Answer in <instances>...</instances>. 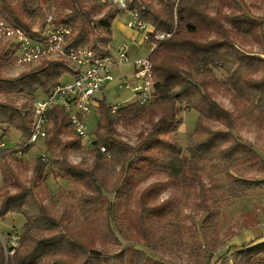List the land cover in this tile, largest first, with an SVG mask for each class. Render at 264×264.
<instances>
[{
  "label": "trees",
  "instance_id": "1",
  "mask_svg": "<svg viewBox=\"0 0 264 264\" xmlns=\"http://www.w3.org/2000/svg\"><path fill=\"white\" fill-rule=\"evenodd\" d=\"M87 1L59 0L56 23L73 24L76 28L72 46L107 53L113 47V22L120 11L110 8L103 16L94 18L102 12V6L96 0ZM212 1L129 0V8L138 10L156 30L175 29L173 36L150 56L155 77L153 101L148 105L123 104L116 113L103 100L93 107L92 111L98 112L100 118L90 145L94 154L90 168L69 162V151H81L84 146L71 129L69 114L63 107L48 110V137L41 139L47 140V151L62 174L83 185L81 206L86 212H95V205L107 200L110 189L106 173L111 164L119 167L116 201L106 205L103 230L93 233L88 228L77 229L63 216L55 215L39 198L35 188L47 169L44 156L34 164L32 186L24 183L8 165L6 186L0 191V218L15 213L24 216L25 223L20 246L13 256L7 259L0 244V264H165L157 258L158 248L166 251L185 245L183 237L187 233L191 257L200 264L207 254L202 231L205 234L212 231L213 223L221 216L222 206L212 194L225 189L237 198L264 186V180L234 172L243 165L257 166L261 160L257 150L234 130L238 121L264 122V58L247 53L238 43L239 39L251 37L264 42V23L244 12L237 0H220L229 11L212 13L209 8ZM54 4L55 0H0V19L32 31L30 19L40 17L44 7ZM105 44L108 48L102 51ZM219 71L226 76L219 78L216 75ZM67 73H71L69 63L46 61L36 72L12 79L0 76L3 97L0 125L29 138L34 122L32 105L40 98L37 91L43 90L44 97L61 84L60 78ZM210 88L231 90L235 111L218 102ZM18 94H25L26 99L20 105L16 101ZM182 105L199 113L188 154L172 136L182 125L179 117ZM214 122L224 127L215 128ZM141 123L148 127L138 134L136 145L118 137L116 125L134 127ZM63 136L72 139L64 140ZM103 147L111 153L109 159L101 151ZM207 168L224 173L226 185L211 179L208 188L204 178ZM160 173L165 180L142 187V183ZM169 188L171 194L160 201V192ZM179 190L196 195L199 207L208 212L204 220L207 225L191 229L175 220L178 212L174 204ZM97 235L117 245L123 244L122 237L127 241L118 252L112 253L97 247ZM135 243H142L144 248ZM229 252L235 258L226 263L223 259ZM215 255L211 251L210 256ZM213 264H264V234L236 250L229 248L218 254Z\"/></svg>",
  "mask_w": 264,
  "mask_h": 264
},
{
  "label": "rangeland",
  "instance_id": "2",
  "mask_svg": "<svg viewBox=\"0 0 264 264\" xmlns=\"http://www.w3.org/2000/svg\"><path fill=\"white\" fill-rule=\"evenodd\" d=\"M58 1L59 0H55L53 7H44V11L40 17L30 19L32 29H40L44 27L49 15H53V21L56 23ZM90 1L96 2L95 0H89L86 3ZM237 2L244 12L264 23V0H237ZM209 8L212 13L217 10H223L224 12L229 11L228 7L223 6L220 0H213ZM109 9L110 8L108 7L102 6V12L97 13L94 18L103 16V14ZM127 21L128 17L125 15H117L114 19L113 47L116 50L119 45L123 43L128 44L131 59L137 56L146 55L149 52L148 46L145 43L137 41L135 36L132 37V32L127 27ZM71 26L73 27V24ZM73 29L76 35V28L73 27ZM238 43L247 53L260 55L264 58V42H259L251 37L245 41L239 39ZM107 48L108 46H106V44L101 46L102 51H106ZM6 49V46L0 47V76L3 78L12 79L25 73L36 72L42 67L44 62L56 61L40 60L33 64L18 66L15 63L16 53H14L12 49ZM133 72L134 65L131 62L123 64L120 68L113 69L116 81L123 75H127L128 78H131ZM216 75L219 78H223L226 76V73L219 71L216 72ZM71 80L72 77L69 73L60 78V82H70ZM116 81L107 84L104 89V93L108 98V104H124L125 102L134 101L135 99L131 91L127 88L117 87ZM210 90L218 102L224 107L235 111L232 101L234 93L231 90L214 88H210ZM37 93L38 96L42 97L44 91L39 90ZM2 98L3 97L0 95V99ZM16 101L17 105L26 101L25 94L16 95ZM97 113L98 112L91 111L87 117L88 128L90 131L89 138L92 140L95 137V130L100 118ZM179 117L182 120V125L176 132L172 133V136L179 141L183 148V152L188 154L187 149L193 142L199 113L195 110H189L186 105H182L179 107ZM212 126L215 128L224 127L218 122H214ZM147 127L148 125L145 123H141L134 127L116 125L119 134L118 137L131 145L137 144L139 140L138 134ZM234 131L237 135L247 141V143H250L261 155V160L258 162L257 166L243 165L238 167L234 172L245 178L264 180V122L263 124H260L249 120L238 121ZM64 136V140L72 139ZM27 139L28 138L21 132L8 128L5 125H0V140L7 142L6 147H0V191L6 186L4 177L6 176L5 173L8 171V165L19 174L24 183L32 186L33 183L31 181L33 179L34 164L36 163L37 158L44 156L46 157V160H42L46 163L47 169L43 178L39 181V187L35 188L39 198L51 207V210L55 215L63 216L66 221L70 222V225H73L77 229L84 227L90 229L93 233L102 232L104 224L103 220L107 215L105 209L106 205L109 201H116L115 190L117 188V171L119 170V167L111 164L109 165V171L106 173L110 189V191H108L107 200L97 203L94 207V210L96 209L95 212H86L81 206L84 201L82 195L83 185L76 182L71 177L62 174V172L53 164L50 152L47 151V140H39L38 142L31 144L24 152V149H20V147H22ZM88 142L89 141H85V144H82L84 147L81 151H69L68 159L70 163L83 168L91 167L94 160V154L91 153V148L88 146ZM19 149L22 150L23 153H18ZM104 156L106 157V155ZM106 158L109 159L110 157ZM204 178L208 188H210L211 179H215L219 185L222 186L227 183L224 173L215 172L211 168L206 169ZM157 180H165L164 174H157L155 177L141 185L142 187H145L147 184ZM170 194V188L162 190L159 195V200L162 201L168 198ZM212 195L222 206L221 216L213 223L214 226L212 231L205 234L201 230V237L205 242L204 249H206L207 254L203 257L200 264H213L218 254H224L229 248L236 250L240 248L243 243L252 241L257 236L264 234V186L260 189L251 191L249 195L243 197H231L225 189L218 190ZM174 206L178 212V216L175 217V220L178 223H184L191 229H201L204 224L207 225L204 220L208 215V212L199 207V199L192 191L179 190L177 192V200L175 201ZM24 223V216L9 213L5 218H0V233L4 236L12 231H18L21 233ZM261 240L263 239L261 238L260 241ZM122 241L123 244L117 245L115 242L108 240L105 241L104 238L97 235V247L100 249L106 248L112 253L118 252L123 245H125L127 239L122 237ZM183 242H185V245L174 247L173 250H166L167 252L162 248H158L157 251L159 254L157 258L162 260L165 264H196L194 263V258L191 257L189 252L190 239L188 233L184 235ZM136 244L139 247L144 248L142 243H135V245ZM211 251H215L216 253L214 258L210 256ZM225 255L227 257L224 258L223 261L226 263L234 261V254L229 252Z\"/></svg>",
  "mask_w": 264,
  "mask_h": 264
},
{
  "label": "built area",
  "instance_id": "3",
  "mask_svg": "<svg viewBox=\"0 0 264 264\" xmlns=\"http://www.w3.org/2000/svg\"><path fill=\"white\" fill-rule=\"evenodd\" d=\"M103 7L117 8L120 13L128 17L127 27L137 41L145 43L149 52L146 55L130 58L128 44L119 45L116 50L110 48L107 53L100 54L89 47H74L71 41L75 36L71 25L57 24L53 21V15H49L46 24L42 28H34L27 31L17 25L0 19V47L6 46V50H13L15 63L18 66L33 64L40 60H56L69 63L71 68L70 82H61L50 93L38 98L33 104L34 122L32 134L20 147L26 149L48 134V110L53 106H61L69 114L70 125L73 131L85 144L90 146L88 128V114L97 107L100 100L106 102L113 113H116L123 104L109 105L104 89L107 84L116 81L113 69L122 67L131 62L134 72L131 78L123 75L116 83L119 88H127L134 96V101L141 105H148L154 99L155 77L154 65L150 58L151 53L164 41L170 39L172 32H160L154 26L145 21L138 10L129 8V0H96ZM130 102H125L127 104ZM6 141L0 140V147H6ZM18 153H23L22 150ZM101 151L111 157V153L102 148ZM43 159L46 160V157ZM21 234L12 231L4 236L0 233L6 258L9 259L20 246Z\"/></svg>",
  "mask_w": 264,
  "mask_h": 264
},
{
  "label": "crops",
  "instance_id": "4",
  "mask_svg": "<svg viewBox=\"0 0 264 264\" xmlns=\"http://www.w3.org/2000/svg\"><path fill=\"white\" fill-rule=\"evenodd\" d=\"M132 35V34H131Z\"/></svg>",
  "mask_w": 264,
  "mask_h": 264
}]
</instances>
